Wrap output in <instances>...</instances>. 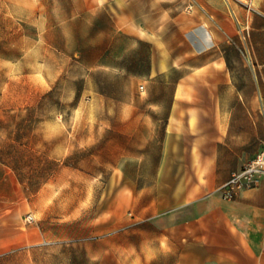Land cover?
Returning a JSON list of instances; mask_svg holds the SVG:
<instances>
[{"label": "rangeland", "instance_id": "1", "mask_svg": "<svg viewBox=\"0 0 264 264\" xmlns=\"http://www.w3.org/2000/svg\"><path fill=\"white\" fill-rule=\"evenodd\" d=\"M230 1H191L199 26L186 52L201 55L180 62L184 47L159 43L144 14L151 0L135 14L91 0H0V160L38 217L55 219L53 248L24 253L21 264H117L94 261L78 238L93 236L97 208L124 180L115 167L155 166L177 86L187 94L176 101L188 104L196 82L224 80ZM140 26L146 38L137 41Z\"/></svg>", "mask_w": 264, "mask_h": 264}, {"label": "crops", "instance_id": "2", "mask_svg": "<svg viewBox=\"0 0 264 264\" xmlns=\"http://www.w3.org/2000/svg\"><path fill=\"white\" fill-rule=\"evenodd\" d=\"M91 1L96 10L109 3L135 7L134 14L140 9L139 0ZM191 1L188 8L182 5L187 0H151V12H144L157 26L159 43L184 47L173 61L201 55L186 52L199 26ZM223 11L224 80L196 82L188 104L174 94L154 167L114 168L124 180L115 184L108 207L97 208L93 236L78 238L94 261L264 264V176L234 199L221 190L264 149V0L230 1ZM33 205L0 160V264H21L24 253L53 248L47 226L55 219H41Z\"/></svg>", "mask_w": 264, "mask_h": 264}, {"label": "built area", "instance_id": "3", "mask_svg": "<svg viewBox=\"0 0 264 264\" xmlns=\"http://www.w3.org/2000/svg\"><path fill=\"white\" fill-rule=\"evenodd\" d=\"M262 176H264V149L241 169L232 172L228 181L221 187L224 197L234 199L241 191L254 187Z\"/></svg>", "mask_w": 264, "mask_h": 264}, {"label": "bare ground", "instance_id": "4", "mask_svg": "<svg viewBox=\"0 0 264 264\" xmlns=\"http://www.w3.org/2000/svg\"><path fill=\"white\" fill-rule=\"evenodd\" d=\"M138 30H139L140 35H142V36H145V35H146L145 30H143L142 28H138ZM221 64H222L223 66L225 65V60H224V59L221 60ZM201 68H203V67H201ZM186 94H187L186 86H185L184 84H180V85L177 87V89H176L175 97H176L177 99H181V98H183Z\"/></svg>", "mask_w": 264, "mask_h": 264}]
</instances>
